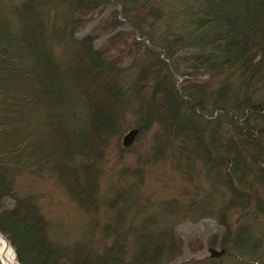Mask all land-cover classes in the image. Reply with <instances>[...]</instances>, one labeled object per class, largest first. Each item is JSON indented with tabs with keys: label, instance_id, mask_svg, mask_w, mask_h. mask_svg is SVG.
Returning a JSON list of instances; mask_svg holds the SVG:
<instances>
[{
	"label": "trees",
	"instance_id": "obj_1",
	"mask_svg": "<svg viewBox=\"0 0 264 264\" xmlns=\"http://www.w3.org/2000/svg\"><path fill=\"white\" fill-rule=\"evenodd\" d=\"M66 1L75 7V16L64 32L53 29L73 50L70 67L61 69L44 50L40 67L33 68L35 78L34 72L21 73L36 80L32 85L38 84L46 106L67 102L66 77L83 99L87 127L81 150L87 164L81 170L70 165L58 169L73 195L86 205L96 204L98 163L121 128L124 105L137 100L140 133L160 125L171 136L185 135L231 196L219 220L222 233L212 236L208 247L226 248L234 255L183 264H253V258L259 261L254 264H264V254H257L264 230L261 237L253 233L256 224L264 227V199L251 181L264 184V0H187L168 14L160 0ZM26 6V14L37 10ZM125 22L138 30L141 40L133 31L121 29ZM88 30L80 41L74 39ZM44 41L45 32L38 31L36 24L27 26L22 40L4 29L0 32L3 64L13 71L21 65L23 53H36ZM11 77L7 85L16 80ZM14 85L25 91L18 94H26L31 82ZM223 126L225 135L220 132ZM16 166L19 159L5 162L0 157V232L20 264H171L185 252L177 235L144 247L131 263L125 261L121 242L100 256L83 246L70 254L63 252L49 239L37 203L16 192L7 173ZM233 213L238 214L236 220H230Z\"/></svg>",
	"mask_w": 264,
	"mask_h": 264
},
{
	"label": "rangeland",
	"instance_id": "obj_2",
	"mask_svg": "<svg viewBox=\"0 0 264 264\" xmlns=\"http://www.w3.org/2000/svg\"><path fill=\"white\" fill-rule=\"evenodd\" d=\"M65 1L0 0V32L7 29L21 40L28 25L36 24L38 31L45 32L39 51L23 53L21 65L13 71L0 57V90H6L0 95V157L5 162L19 159L20 166L11 167L7 172L16 192L33 198L47 222L49 239L67 254L83 246L100 256L115 242H121L125 261L131 263L144 247L177 235L185 243V252L171 264L206 263L211 258L208 240L222 233L219 220L230 201V193L223 181L207 170L185 135L171 136L160 125H154L140 133L133 147L126 150L124 137L141 123L136 113L137 100L124 105L121 128L108 141L98 163L95 205L82 203L59 175L60 166L70 165L81 170L87 164L81 150L87 127L86 107L70 77L63 82L67 102L53 107L40 99L41 89L36 87L37 83L32 85L36 80L21 72H34L35 78L33 68L42 55L45 57L44 50L61 69L70 67L73 50L61 38L63 34L53 29L64 32L66 24L75 16V7ZM186 1L160 0V7L168 14ZM27 4L36 6L37 10L30 9L26 14ZM132 27L125 22L121 29L133 31ZM89 30L76 34L74 39L80 41ZM2 46L0 49H5ZM72 47H76L74 43ZM4 56L10 57L8 53ZM10 75L16 80L7 85ZM23 80L31 82L30 89L26 94H18L25 91L14 89V83ZM182 81L180 77L178 84ZM220 132L225 135L226 127H221ZM251 181L254 190L264 199V184ZM12 204L10 201L9 205ZM237 217L233 213L230 220ZM254 227L255 236L261 237L264 230L261 222ZM257 254H264V243ZM261 257L258 255L260 260ZM253 259V264L259 262Z\"/></svg>",
	"mask_w": 264,
	"mask_h": 264
},
{
	"label": "water",
	"instance_id": "obj_3",
	"mask_svg": "<svg viewBox=\"0 0 264 264\" xmlns=\"http://www.w3.org/2000/svg\"><path fill=\"white\" fill-rule=\"evenodd\" d=\"M132 30H133V32H135L137 38H140L138 30L135 27H132ZM139 135H140V130L138 128L131 130L124 137V139H123V146L125 148H129V147L133 146L135 144L137 138L139 137ZM0 235L5 239V241L7 242V244L11 246L10 242L1 234V232H0ZM209 253H210V257L213 258V259L221 258L222 256L229 255L228 250L227 249H224V248L221 249V250H217V249H214V248H210L209 249Z\"/></svg>",
	"mask_w": 264,
	"mask_h": 264
},
{
	"label": "bare ground",
	"instance_id": "obj_4",
	"mask_svg": "<svg viewBox=\"0 0 264 264\" xmlns=\"http://www.w3.org/2000/svg\"><path fill=\"white\" fill-rule=\"evenodd\" d=\"M0 260L2 264H19L14 249L0 235Z\"/></svg>",
	"mask_w": 264,
	"mask_h": 264
}]
</instances>
